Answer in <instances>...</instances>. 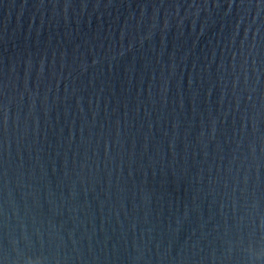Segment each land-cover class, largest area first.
I'll return each mask as SVG.
<instances>
[{"label": "water", "instance_id": "obj_1", "mask_svg": "<svg viewBox=\"0 0 264 264\" xmlns=\"http://www.w3.org/2000/svg\"><path fill=\"white\" fill-rule=\"evenodd\" d=\"M0 264H264V0H0Z\"/></svg>", "mask_w": 264, "mask_h": 264}]
</instances>
